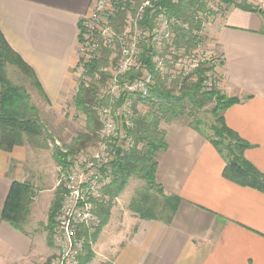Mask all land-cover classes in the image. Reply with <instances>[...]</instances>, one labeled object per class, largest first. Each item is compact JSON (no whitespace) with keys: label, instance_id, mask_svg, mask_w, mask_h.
<instances>
[{"label":"crops","instance_id":"1","mask_svg":"<svg viewBox=\"0 0 264 264\" xmlns=\"http://www.w3.org/2000/svg\"><path fill=\"white\" fill-rule=\"evenodd\" d=\"M238 2L258 9L226 3L224 20L209 22L204 42L209 57L222 62L225 95L240 99L222 112L224 122L249 145L244 157L264 175V0ZM91 4L0 0V32L34 72L38 96L53 108L73 89L80 22ZM160 127L166 146L155 153L154 179L164 194L180 198L174 214L168 222L140 218L128 208L132 195L122 200L124 189L85 264H264V192L226 180L225 161L186 122ZM42 153L29 144L0 148V264H43L55 251L46 235L48 212L60 194V165L53 155L43 164ZM14 181L34 190L23 231L1 217Z\"/></svg>","mask_w":264,"mask_h":264},{"label":"trees","instance_id":"2","mask_svg":"<svg viewBox=\"0 0 264 264\" xmlns=\"http://www.w3.org/2000/svg\"><path fill=\"white\" fill-rule=\"evenodd\" d=\"M223 1L227 4L234 3V5L248 10L258 9L251 8L250 5H245V2H238V0ZM195 2L196 0H179L177 3H172L171 0H167L163 3L170 14L177 16L183 22V26L176 29L175 38L172 42L178 50L189 51L202 42L200 36L194 32V30L199 29V25L192 21L190 15ZM260 12L264 16V10L261 9ZM125 19L126 13L121 11L112 20L111 27L116 31H121L125 25ZM146 19L143 23L150 24L149 19ZM209 61L204 60L198 64L192 72L194 78H189L191 76L180 80L178 78L168 84L166 83V76L155 72L148 61L155 83L149 96L137 98L133 105L132 126L128 132L135 141V147L119 155L113 163L114 179L104 190L110 201L100 205L97 209L99 225L91 236L90 242L95 241L100 229L107 223L112 201L123 192L132 175L144 180L147 187L146 191L131 198L128 205L129 210L140 218H160L167 222L170 221L180 198L176 195L164 194L154 179L155 153L163 150L166 146L165 132L160 127L162 122L167 123L182 117L188 118L189 121L186 123L206 137L225 161L222 176L226 180L264 192V175L244 157V151L249 145L225 124L222 116V112L227 107L239 102L240 99L229 97L214 87L203 85L206 71L212 68ZM9 65L16 67L31 81L34 87L41 91L32 69L12 50L0 32V84L2 86L0 96V148L6 151H10L16 145L34 144L36 139L44 134V126L38 118L37 108L30 102L29 93L7 78L6 70ZM105 66H107V61L103 59L92 60L85 64V71L90 76V80H95L99 76L97 81L103 85L105 79L110 78V74L103 69ZM97 90L98 87L94 83L88 86L79 85L73 102L75 110L84 114L86 131L78 134L67 150L62 151L56 148L53 152V158L58 165H64L68 155L75 154L86 147L95 146L97 143L100 122L92 108L96 103ZM138 102L147 105L148 110L144 113L139 112L137 110ZM207 103H213L210 110L213 122L208 126V129L213 133L212 136L208 135L202 128L201 118L190 110L191 108L196 111L200 110ZM186 108L190 111L186 112ZM92 139H94L93 142L89 143ZM151 190L156 191L161 200H158L156 195L149 194L148 192ZM33 195L34 190L30 184L12 182L3 205L2 219L14 229L23 231ZM59 202L60 194L58 193L48 212V233L51 231L53 217L59 209ZM91 255L92 252L89 250L88 244L85 254L80 258L78 264L87 263ZM45 264H50V261Z\"/></svg>","mask_w":264,"mask_h":264},{"label":"built area","instance_id":"3","mask_svg":"<svg viewBox=\"0 0 264 264\" xmlns=\"http://www.w3.org/2000/svg\"><path fill=\"white\" fill-rule=\"evenodd\" d=\"M165 1L92 0L89 12L81 19L80 24L85 27L84 60L94 59L107 48L117 49V61L92 106L100 122L97 143L68 155L66 163L58 167L63 195L52 229V242L58 253L50 264H78L90 244L99 223L97 206L110 201L104 190L114 179L113 163L135 147L128 132L133 105L137 98H147L155 83L148 61L155 72L166 76L167 82L190 75L199 64V59H193L186 66L180 58H174L182 50L172 42L183 22L169 13ZM121 11L126 13L125 25L116 31L111 23ZM190 15L199 25L194 32L201 38L211 20H224L226 3L196 0ZM146 18L150 24L143 23ZM83 48H78L77 54ZM209 60L213 63L212 58ZM211 77L205 76V87L210 86L207 83Z\"/></svg>","mask_w":264,"mask_h":264},{"label":"rangeland","instance_id":"4","mask_svg":"<svg viewBox=\"0 0 264 264\" xmlns=\"http://www.w3.org/2000/svg\"><path fill=\"white\" fill-rule=\"evenodd\" d=\"M204 38H205V34L202 33L201 35L202 43L197 48H193L189 51H183V52L181 50L180 54L178 53L179 56L177 57V55H175L174 58L175 59L180 58L181 62L186 66H189L191 60L193 59H199L200 60L199 63L204 60L209 61L210 58L208 55V49L204 42L205 40ZM78 42H79L78 48L82 49L83 46L84 48H83V51L79 50L76 66L73 70L75 73L73 89L70 91L71 94L69 98L65 100L63 104H60L56 108H53L52 106L47 105L45 100L38 96L37 89L31 84V81L28 80L16 67H13L10 65L7 66V70H6L7 78L13 84L23 87L30 95V102H32L34 106L38 108V118L44 126V134L38 137L35 143L31 145H33V147H39L43 151L42 153L43 160H41L43 164H46L50 160V157H52L53 152L56 150V148L61 149V150H67L72 144L73 140L77 137V135L86 131V121H85L84 114L75 110L74 102H73L75 93L78 90L79 85L83 84V85L88 86L89 84L94 83L98 87V90L96 93V96H97V94L100 93L102 89H104V87L106 86L109 80V78L105 79L103 85L100 81H97V79H99V76H97L95 80H90L91 79L90 76H88L85 71V64L92 60L103 59L107 61V66L103 68L104 71L111 74L112 69L117 61V51H116L117 49L114 51H111L107 48H103L96 55L97 57L96 56L94 57V59H90L88 61L84 60L86 58V55H85L86 48L84 45L85 27L83 23L80 24V33H79ZM194 51H197V53H195ZM212 60H213V63L209 61V65H211L212 68L206 71L205 73V76L207 74H210V76L212 75V77L210 78L207 84L210 85L209 87H214L218 89L222 94H225L223 87H222L223 82H222V75L220 72L222 69V62L220 58L217 56L212 58ZM192 72L190 73V75L186 77L191 76L189 78L191 79L194 78L192 75ZM183 78L185 77H180L178 80L183 79ZM166 83L168 84L170 82H166ZM212 106H213V103H207L200 110L196 111L195 109L193 110L192 108L190 109L191 111L196 113L199 118H201L202 124H203L202 128H204L205 132L211 136L213 135V133L211 130L208 129V126L213 122V117L210 112ZM187 109L188 108H186V112L190 111L189 109L188 110ZM137 110L141 113H144L145 111L148 110V106L142 102H138ZM179 121L187 122L189 120L188 118L182 117L179 119ZM93 140L94 139H92L89 143L93 142ZM57 174H58V179H59L60 175L58 172ZM58 187H60L59 189V192H60L59 208H60L61 201H62V195H63V188L61 186V182L60 184H58ZM146 187L147 185L144 180H141L137 176L132 175L128 181L127 186L125 187V192L121 198L122 200H124L127 197V195L128 196L132 195V197L138 196L140 193L146 191ZM148 193L153 196L156 195L158 197V200H161V197L157 195L156 191L151 190ZM57 212L58 211H56L53 217V224L51 227V231L50 233H48L50 236L49 242L51 241L52 244H53L52 229L55 225V217H56ZM98 221H99V218H98ZM48 234L46 235V240L48 238ZM93 243L94 242L91 241L89 244V250L91 252H92L91 245ZM54 250L55 251L53 252V254L50 255V257L46 259L43 262V264L47 263V261H51L52 258H54L57 255L58 253L57 249L55 248ZM92 257H93V253L90 257V260L92 259Z\"/></svg>","mask_w":264,"mask_h":264}]
</instances>
